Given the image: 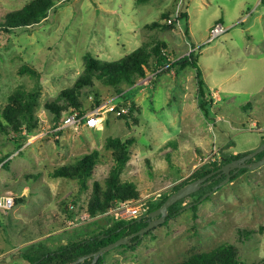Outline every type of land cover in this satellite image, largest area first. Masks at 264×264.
Listing matches in <instances>:
<instances>
[{"label": "rangeland", "instance_id": "374dc122", "mask_svg": "<svg viewBox=\"0 0 264 264\" xmlns=\"http://www.w3.org/2000/svg\"><path fill=\"white\" fill-rule=\"evenodd\" d=\"M29 1L0 0V24L7 12ZM54 2L38 24L10 32L0 27V195L14 197L10 210H0V264H30L23 256L27 247L43 241L55 248L92 221L95 198L103 201L112 187L110 137L131 140L119 183L129 188L133 183L140 197L169 194L206 160H218L223 150H253L264 137V0ZM181 11L187 12L188 21L162 25ZM240 16L246 20L232 26L233 39L223 34L204 41L215 22L232 24ZM158 41L172 58L199 48L201 75L212 98L217 92L216 100L201 107L193 66L159 69L152 58L148 75L132 85L120 89L105 84L94 71L88 77L92 86L80 87L88 54L110 63ZM18 91L35 94L37 125L22 145L11 139L18 133L4 113L21 107L23 98L10 99ZM120 92L125 97L119 105L128 104V111H105L101 128L82 122L55 129L76 105L84 114L101 105L104 111ZM95 95L101 100L96 106ZM53 108L59 109L57 120ZM94 151L97 161L89 175H52ZM219 183L206 192L201 189V197L207 196L197 200L196 210L180 208L129 244L133 246L105 251L103 264H182L225 243L233 244L246 264L264 261V164Z\"/></svg>", "mask_w": 264, "mask_h": 264}, {"label": "trees", "instance_id": "16d2710c", "mask_svg": "<svg viewBox=\"0 0 264 264\" xmlns=\"http://www.w3.org/2000/svg\"><path fill=\"white\" fill-rule=\"evenodd\" d=\"M54 0H30L21 8L13 9L6 13V20L4 23L0 24L2 30L5 32H10L13 29H24L32 25L38 24L41 20L48 16V13L52 8H54ZM175 19L170 23H162L163 26H173L177 27L178 19H183L185 22L188 21L187 12L175 13ZM174 14V15H175ZM164 17L169 18V13H165ZM151 25H158L157 22H153ZM187 29V28H186ZM201 47V46H200ZM198 49H194L184 56L179 58L170 57L167 53L166 45L163 41H158L152 46H140L130 52L129 54L123 56L122 58L112 61L110 63H102L92 57L90 54L86 57V73L83 78V84L89 85L91 79L88 78L94 71H98L95 77L101 80L105 84H111L121 89L123 84L132 85L140 77H146L148 75L150 63L152 59H155L157 65L160 66L159 69H164L165 67L174 68L179 71L181 68L191 65L196 69V75L198 78V93L200 96V105L203 109L213 101L212 93L210 88L207 86L206 82L202 78L201 71L199 68V57L200 52ZM152 58V59H150ZM131 89V88H130ZM92 90V89H90ZM121 93V92H120ZM97 95V94H96ZM95 95V96H96ZM125 96V94L123 93ZM95 99V106L100 103L101 100ZM21 107L17 110L10 112L6 109L4 112L8 124L11 125L13 130L18 133L11 137L15 143L22 145L30 135L33 134L34 129L37 125L36 117L33 114V107L35 101L34 93H24L23 91H18L17 93L10 96V99L14 102H22ZM71 97H68V99ZM76 105V104H75ZM92 105V107L94 106ZM80 114H84V111L78 105L75 106ZM54 119L57 120L59 109L53 108ZM207 113V112H206ZM123 114V113H122ZM59 122V121H58ZM58 122H55L54 125ZM6 130V127H3ZM109 144L113 147V159L114 163L111 169L110 182L112 187L105 193L104 200L102 201L100 197H96L92 208L90 209L91 216L96 217L97 214L103 213L109 207L115 205L120 200H128L132 198H138V195L133 183H129L131 188L125 186L126 183H119V174L121 173L125 163L129 158V144L131 140H122L118 137H110ZM264 142V137H262L260 144ZM259 144V145H260ZM19 145V146H20ZM225 148V147H224ZM251 150L244 152L230 153L221 151L218 160L205 161L199 165L190 174V178L176 184L175 189L185 183L199 178L214 169H217L221 165L234 158H238ZM98 152L94 151L83 155L76 166H63L54 169L52 175L57 176H71L81 179L85 175H89L91 172L92 165L97 161ZM263 155V151L255 155L252 160L260 158ZM248 170V168H240L238 170H232L229 181L234 180L243 171ZM225 177L223 174L221 177L216 178L215 175L209 177L213 179L206 186H202L199 190L188 194L187 196L177 200L175 203L169 206L168 215L166 217H173L179 213L180 208L184 207L188 203L194 202L191 206L193 210L197 209V200L204 193H201V189L205 192L208 188L211 189L212 186L217 184L220 180ZM168 192L163 193L156 199L150 201V208L148 210H154L159 207L167 198ZM188 201V203H186ZM147 212V213H148ZM146 213V214H147ZM146 214L142 218H134L129 220H115L111 217L101 216L94 218L92 221L80 226L74 231V235L66 241V243L60 244L55 248L47 246L43 241H38L30 245L23 251V256L30 262V264H69L77 259V257L85 255L87 253H93L100 247L118 239L121 236L128 235L138 230L142 226L146 225L148 220ZM149 230L148 232H150ZM147 233V232H146ZM138 236H134L132 240L137 239ZM121 246H133L129 244H122ZM105 254L99 256L95 264H103L105 260ZM92 261V256L85 258L82 261L76 262L74 264H90ZM182 264H246L244 261L240 260L237 254V249L233 244L225 243L216 247L214 250L206 253H196L190 259ZM254 264H264V261L254 263Z\"/></svg>", "mask_w": 264, "mask_h": 264}, {"label": "built area", "instance_id": "2783aa9c", "mask_svg": "<svg viewBox=\"0 0 264 264\" xmlns=\"http://www.w3.org/2000/svg\"><path fill=\"white\" fill-rule=\"evenodd\" d=\"M243 19L239 20L242 21ZM231 26L225 25L221 21L215 22L213 25H211L209 29V34L207 35L205 42H210L226 32L230 29ZM196 47H192L190 51L194 50ZM189 51V52H190ZM125 97L123 95V92L118 93L115 96H112L109 102L106 104L107 107L104 111H102V108L104 105L97 106L95 109L91 110L90 112L86 114H80L79 111H73L66 115L64 118V121L57 125L55 129H61L63 127L68 126H76L78 127L82 122L88 127L91 128H101L103 126V120L105 118L104 112L107 110L115 111L116 113H126L129 109V105H119V100ZM254 126H256V123H253ZM206 160V159H205ZM155 194V193H154ZM162 193H156L154 197L151 195H146L138 198H132L128 200H120L115 205L109 207L106 211L103 213L97 214L96 217H111L115 220H129L134 218H139L141 216H144L149 208H150V201L153 199L158 198L161 196ZM14 204V197L11 194H2L0 195V210L6 212L12 208ZM90 218L89 215L83 217V218ZM94 216L91 217L93 220L96 218ZM87 219V220H91ZM85 220V219H84Z\"/></svg>", "mask_w": 264, "mask_h": 264}, {"label": "water", "instance_id": "95a60500", "mask_svg": "<svg viewBox=\"0 0 264 264\" xmlns=\"http://www.w3.org/2000/svg\"><path fill=\"white\" fill-rule=\"evenodd\" d=\"M261 151H263V155L260 158L251 160L255 155H257ZM263 164H264V143L260 144L258 147L249 151L248 153H246V154H244L238 158H234V159L230 160L229 162L224 163L223 165H221L217 169L210 171L209 173H207V174H205L199 178H196L194 180H191V181L185 183L184 185L180 186L175 191L169 193L167 198L165 199V201L159 207H157L154 210L149 211L146 214V216L148 217V222L146 225L142 226L141 228L134 231L133 233L121 236L118 239H116L112 242H109L108 244L100 247L98 250L94 251L93 253H87L85 255L77 257V259L75 261H73L69 264H74L76 262L82 261L85 258H88L90 256H92V261L90 264H95L96 261L98 260L99 256L103 255L105 253V251L110 250V249L117 247L119 245H122V244H127V243H130L133 241L136 242L146 232H148L149 230L153 229L154 227H156L157 225H159L165 221V219L168 215V208L170 205L175 203L177 200L187 196L188 194L199 190L201 188V186H205L210 181L209 177H211L212 175L219 177L222 174H225V177L219 183V184H223L229 180L232 170H238V169L244 168V167L253 170V169L258 168L259 166H261ZM215 188L216 187H214L212 191H214ZM206 196H207V194H204L203 197H201V198H204ZM200 200H198V201H200ZM193 204H194V202L188 203L184 207H182L181 210L184 208L191 207ZM134 236H138V238L132 241V238Z\"/></svg>", "mask_w": 264, "mask_h": 264}, {"label": "crops", "instance_id": "0c3cea01", "mask_svg": "<svg viewBox=\"0 0 264 264\" xmlns=\"http://www.w3.org/2000/svg\"><path fill=\"white\" fill-rule=\"evenodd\" d=\"M258 1H259V0H258ZM257 4H258V3H257ZM255 5H256V4H255ZM241 19H243L242 21H245V20H246V19L244 20V17H243V16H240V17H239L235 22H233L232 24H227L228 26H231V27H230V29L228 30V32L225 33V34H227V35L224 37L225 39H226V38H228L229 40L233 39L232 37L234 36V33H229V32H230L232 26H233L234 24L238 23L239 20H241ZM252 24H253V23H252ZM252 24H250V26H251ZM210 27H211V26H210ZM209 29H210V28H209ZM205 39H206V38H205ZM204 41H205V40H204ZM213 93H214V95H213L214 97H213V98H215V100H216V98H217V97H216V96H217V95H216L217 92H214V91H213ZM215 100H214V102H215ZM218 119H219V117L216 118V120H218Z\"/></svg>", "mask_w": 264, "mask_h": 264}, {"label": "flooded vegetation", "instance_id": "af4514ba", "mask_svg": "<svg viewBox=\"0 0 264 264\" xmlns=\"http://www.w3.org/2000/svg\"><path fill=\"white\" fill-rule=\"evenodd\" d=\"M264 143V142H263ZM256 159H258V158H256ZM252 160V159H251ZM215 170V169H214ZM223 175V174H222ZM221 175V176H222ZM221 176H219V177H221ZM219 177H216V178H219ZM221 181V180H220ZM206 186V185H205ZM140 218H142V216L141 217H139L138 219H140ZM147 218V220H148V217H146ZM133 241V240H132ZM130 243H134V242H130ZM130 243H127V244H130Z\"/></svg>", "mask_w": 264, "mask_h": 264}]
</instances>
